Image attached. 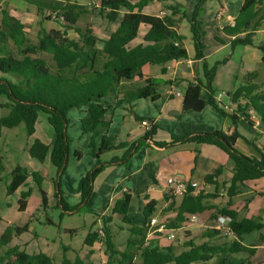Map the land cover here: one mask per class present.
<instances>
[{
  "label": "trees",
  "instance_id": "obj_1",
  "mask_svg": "<svg viewBox=\"0 0 264 264\" xmlns=\"http://www.w3.org/2000/svg\"><path fill=\"white\" fill-rule=\"evenodd\" d=\"M94 8L104 18L113 21L123 11L118 27L105 40H102L101 48H95V38L90 29L81 30L77 22L81 14L87 12V4L70 3L63 6H50L57 13L56 21L64 28L75 29L79 35L78 40L70 39L64 30L37 31V41H27L24 24L8 10H2L0 23V94L5 95L7 101L0 104L8 109L5 116L0 117V132L2 127L12 128L24 123L28 135L35 130V123L39 113H42L54 134L52 144H47L39 139H34L27 147L29 155L38 161H43L49 153L50 162L56 168L57 174L65 169L64 160L67 154L66 128L68 120L65 116L67 110L73 107L85 108L84 115L80 119L82 132L92 133L90 147L95 157L106 152L126 147L125 144H115L112 136L106 134L110 121L106 119L108 111L123 103H132L138 99L150 97L158 99L160 94L157 87L160 83L157 77H145L144 84L136 89L120 91L119 84L123 78L142 79L143 67L146 65H159L160 73H166L165 64L170 61H178L188 58L187 50L183 44V36L178 34L175 25L178 20L186 15L180 3L169 2L164 4L165 13L161 16L143 12V8L149 0H95ZM161 2L167 0H158ZM203 0H200L194 10V15L199 13ZM264 0H244L233 24L222 27V31L234 36L232 45H250L254 31L260 25V19ZM38 10L42 11L40 5ZM180 13V14H179ZM178 16V17H177ZM259 16V18H258ZM51 16H47L50 19ZM61 19V21H60ZM147 27V31L141 36V42L134 44L138 38L140 27ZM195 55L194 59L203 58V44L200 41L199 32L192 25ZM240 34H244L240 37ZM261 61L264 63V51L262 46ZM43 55H47L51 66ZM102 57L100 67L96 66L97 59ZM216 66L208 67L206 62L202 64V74L194 80H186L187 87L182 97V108L199 109L204 103H208L225 117L230 118L234 127L229 134L221 130L196 134L190 137L184 136L174 140L185 142L214 144L223 149L233 161L232 176L226 187L228 197L225 206L218 208L216 214L228 217V225L233 235L229 238L221 235L223 241L219 244L209 242L194 243L190 239H184L181 249L178 251L176 244L160 245L156 238L150 239L147 244H140L136 250L130 248L118 255L113 249L111 236L103 227V235L107 250L111 253L107 256L105 264H253L248 252L238 241V237L264 226V222L242 218L237 220V211L230 208L232 197L239 193V185L249 180L264 177V153L259 151V156H248L240 152L235 142L240 133L237 124L240 118L249 120L254 114L264 128V83L256 81L257 73L247 74L246 81L233 87L228 92L233 109L228 112L216 100L212 82L216 74ZM70 72V73H69ZM171 81L165 80V83ZM202 90L209 93L208 99H201ZM147 134V133H146ZM99 137L98 145L94 139ZM145 135L144 138H146ZM162 145V144H160ZM129 151L125 152L126 156ZM79 156V154L77 153ZM121 158V160H124ZM100 164L86 174L81 183L82 200L92 190V178L103 169ZM3 169V161L0 156V170ZM219 173V172H218ZM205 176V183L217 185V174ZM31 176L38 186L42 204L46 202V194L41 187L42 176L36 172H27L25 168L17 165L11 172L10 182L7 184V193H13L25 180ZM54 197L56 204L65 211H71L61 197L60 179H53ZM30 190L22 191L19 200V209H23ZM214 193H204L200 190L196 194L187 193L182 197L180 204L175 208L176 215L170 220L167 227L179 228L178 223L187 222L191 214H197L213 206L206 202L207 198L215 197ZM130 195L123 193L117 198L111 208V213L122 215L123 221L130 223L127 217ZM155 201L150 200L144 206L143 214L146 222H149L154 212ZM171 205L166 209H171ZM109 221L110 216L103 218ZM131 224V223H130ZM27 225H7L0 236V244L8 246L13 235L26 231ZM131 231L135 232L132 227ZM214 234H221L213 229ZM98 237V233H89L86 243L91 245ZM131 245L136 244L128 241ZM10 250L0 256V264H51L48 254L42 252H27L18 245L9 247ZM66 249V248H65ZM107 250L106 254H107ZM74 264H85L76 260Z\"/></svg>",
  "mask_w": 264,
  "mask_h": 264
},
{
  "label": "rangeland",
  "instance_id": "obj_2",
  "mask_svg": "<svg viewBox=\"0 0 264 264\" xmlns=\"http://www.w3.org/2000/svg\"><path fill=\"white\" fill-rule=\"evenodd\" d=\"M67 1L70 3L78 2L80 4H87L88 1L91 2L90 5H86L87 12L80 16L76 25L81 30L90 29L89 24L95 20V16L93 15L97 13V9L94 8L95 0H0V23L2 10L6 9L16 18L24 22L28 42L34 43L37 41L36 34L41 28L47 30L59 29L60 31L66 29V32H71V36L74 34L79 39L80 37L75 29L70 30L64 28L56 21L57 13L60 10H55L50 7L63 6ZM199 1L167 0L161 2L158 0H149L144 6V9L151 12L153 11L154 5L159 6V4H163L164 7V4L169 2L181 4L186 17L176 22L175 29L178 34L183 36V44L189 57L193 59L195 48L192 25H194L195 29L199 32L200 41L203 44V54L207 55L206 61L208 67L213 65L217 67L215 75L217 78L214 79L216 82L215 84L212 83L215 91L214 95L216 97L219 94H216V91L219 90L220 93L222 92L224 94L222 100L228 103V96L225 93L229 89L243 84L246 81L248 73H257L256 81L264 83V63L260 59L262 52L258 49V46H262V51H264V41L261 38L264 35V15L260 19V25L256 29L257 32H254L255 34L251 37L252 43L250 45H232L230 35L224 33L220 27L227 23V12L223 11L222 4L226 6L232 3L236 6L240 0H203L199 13L194 15L195 7ZM38 5H40L42 11L38 10ZM218 13L221 14L219 18H217ZM47 16H51L50 19H47ZM109 24L113 26L118 23L117 21H110ZM243 36L244 34H240V37ZM223 43H225V46ZM43 57L46 58L48 64L51 66L48 56L43 55ZM101 61V57L97 59V67H100ZM199 66L200 70H202V64ZM146 68L151 75L157 76L160 81V91L162 92L165 81L163 76L160 75V66L147 65ZM217 85H220V88ZM208 96L209 93L206 90H202L201 97L204 101L208 99ZM182 97L180 96L179 98L176 96L173 101L178 103L181 101L182 103ZM5 101H7L5 95L0 94V104ZM158 103L159 98L152 99L147 97L139 100L136 106L155 108V105L159 106L160 103ZM219 103L223 104L222 102ZM224 106H227V104ZM116 108H120V105L116 106ZM205 108L214 107L206 103ZM83 111L84 107L81 106L73 107L65 113L68 120L66 128L68 157L65 169L60 174L59 179L61 197L65 204L72 209L71 211H65L60 205L56 204L53 184L49 178L50 173L54 170L50 162L49 153L46 155V161L43 164L42 174L45 179L41 182V187L45 194H47L44 205L42 204L38 186L33 179L30 185L26 186L23 190H30V195L26 199L23 209H19L20 193H7L6 188L11 179L12 170L18 163L20 165L25 163L24 151L26 145L35 137L47 142L48 134L44 127L48 126L49 128V125H47L44 115L39 113V121L36 124L37 129L32 136L28 135L24 123H20L12 128H1L0 156L3 161V171L0 172V236L5 227L11 223L17 226L27 225L28 229L18 235H13L8 246L0 244V256L9 251L10 246L18 245L21 249L30 253L42 252L48 254L51 258V264H74L77 259L86 261L87 264H105L108 259L107 256L111 251L107 250L104 235H99L91 245L86 243V236L89 233L96 232L99 226L108 230L107 232L111 236L113 249L117 251L115 253L116 255L128 248L134 251L142 244L144 239L143 227L139 223L137 216H134V225L123 221L122 217L117 214L114 217L110 216L109 221H104L103 219L97 220L96 214L103 206L101 201L96 199V194L92 190L93 187H96L98 179L102 176L103 169L97 172L92 178V183H90L92 184L91 192L83 200L81 198L82 179L94 168L92 166L93 157L91 155V147H89L93 135L92 133L82 132L80 129V119L83 117ZM7 113L8 109L0 105V117L7 115ZM226 118L228 124H231L230 118ZM238 124L237 129L241 132L242 137L246 138V141L241 137L236 148L243 153H253V156H259V151L264 153V148L262 147L264 144V134L260 130L251 129L241 123L240 125ZM248 135H251L250 139ZM117 153L118 157L121 158L123 151H118ZM106 158L107 155H102L100 160L104 161ZM57 176L58 174L54 175L55 178ZM259 179L261 181L256 179L257 181L254 183L257 185L264 184V177ZM111 189L109 188V190ZM250 201L249 213H257L260 203H264V192L261 195L256 193L252 194ZM169 222L166 223L164 221L167 226ZM132 227L135 228V232L131 231ZM183 232L182 228H174L172 230V233L176 236V238L174 237L175 243H178L179 238H183ZM263 234L264 230H260L250 235V239L255 244L264 247ZM166 235L165 233L162 237H166ZM128 241L136 244L130 246ZM180 244L178 243L179 246L176 248L178 251L181 249ZM100 250L102 252L99 253ZM105 250H107V254ZM90 251L92 254L95 253L94 259H90ZM102 253H104L105 257ZM100 255L104 257L103 261L99 258ZM255 260L257 261V256Z\"/></svg>",
  "mask_w": 264,
  "mask_h": 264
},
{
  "label": "crops",
  "instance_id": "obj_3",
  "mask_svg": "<svg viewBox=\"0 0 264 264\" xmlns=\"http://www.w3.org/2000/svg\"><path fill=\"white\" fill-rule=\"evenodd\" d=\"M243 1L244 0H240L239 4L236 6H234L232 3L226 6L222 4L223 11L227 12V23L220 26L221 29L224 25L233 24L234 18L237 15ZM143 12L161 16L166 11L163 7V4H159V6H153V11L148 12L143 8ZM263 13L264 3L260 14ZM122 14L123 11H121L120 15L115 20H113L117 21L118 24L111 26L109 24L110 20L100 15L98 10L97 13H94L93 16H95V20L90 22L89 28L91 35L95 38V48H101V41L107 39L109 35L118 27ZM220 16L221 14L218 13L217 18ZM21 22L24 23L23 21ZM69 29L74 30L72 28ZM147 29L148 28L145 26L140 27V36L137 38V40H134V44L141 42V36L147 31ZM254 32H257V30ZM70 33L71 32L69 31L65 34L68 38L71 37L70 39L78 40L74 34L71 36ZM261 38L264 41V35ZM230 39H234V36L230 35ZM223 45L225 46V43H223ZM206 58L207 55L205 54L203 55L202 59H192L188 55L187 59L170 61L166 63V73H160V75L163 76L164 81L166 80L167 82V80H169L171 82H164V89H162V92L160 91V85H158L157 91L160 94V104L158 103L159 106L155 105V108L136 106L139 100H141L138 99L132 103H123L120 105V108L113 107L106 115V119L110 121V125L106 131V134L114 138L116 145L125 144L126 147L118 148L102 154L105 156L107 155V158L104 159V161L100 160L102 155L98 160V158L92 153L91 149V155L93 157L92 166L95 168L100 164V162L104 166L102 170L103 174L98 179L96 187H93L92 190L96 194V199L101 201L103 206L96 214L97 220L103 219L106 216L114 217V215L117 214L111 213V208L114 201L123 193H128L130 195V201L128 205L127 217L132 225L135 224L133 221L134 216L139 218V223L143 227L144 233L142 244H147L150 239L154 238H157L160 245L176 244L174 242L176 236L174 239L170 240L167 235L166 237H162L165 233H149L148 222H146L143 214L145 204L150 200H153L155 201V210L151 217H156L159 222L163 223L164 221L167 223L168 221L174 219L176 215L175 208H177L182 200V196L174 195L170 192L169 179L174 175L187 182L199 181L202 184L201 190L204 193H214L216 195L215 197L206 199V202L213 207L197 213V221L194 223H188L185 226L183 229L184 236L181 239L179 238L178 243L182 242L184 239H190L194 243L209 242L213 244H219L221 241H223L221 238V235L223 234H214V228H212V225L215 222V218L220 215L216 214L218 208L225 206L228 200L226 195V187L229 185V181L232 176V169L234 165L233 161L223 149L214 144L196 143L193 141L181 142L174 140V138L184 136L190 137L196 134L213 132L216 130H221L226 134H229L233 131L234 127L232 124H228L227 118L215 108H205L206 103H204L202 108H191L185 110L181 108V101L179 103L173 101L175 99L174 97L176 96H174L171 91L175 88L185 92L187 87L186 80L193 81L194 78L201 76L202 70H200L199 65L203 64V62H206L207 64ZM146 66L143 67L144 78L131 80L123 78L119 84V90L127 91L142 86L144 84L145 77L153 76L151 73H149ZM215 78L217 77L214 76V79ZM214 79L212 82L213 84L216 82ZM217 86L219 87L220 85ZM230 90L231 89H229V91ZM229 91L225 93L227 96ZM217 93H220V91L217 90L216 94ZM222 97L218 102H222L223 104L220 103L222 106L227 104V106H224V110L230 112L233 109V106L229 100V97L228 103H225L222 100ZM145 119L152 123V128L148 132L141 125V121ZM38 121L39 119H37L35 123V130L32 135H34L36 132V124ZM240 123L247 125L251 129L260 130L264 134V128L261 126L258 118L254 114H251L248 121L240 118L238 125H240ZM44 129L48 134L47 142L36 137L34 139H39L47 144H52L54 141V134L51 127L49 126L48 128V126H45ZM239 133L240 137L237 138L235 146L238 145L239 139L242 137L240 131ZM145 135H147L146 138H144ZM250 137L251 135H248L249 139ZM34 139H32L28 145L31 144ZM243 139L246 141V138ZM94 142L96 145H98L99 137H96ZM28 145H26V149L24 151L25 163H22L21 165L18 163L17 165L25 168L27 172H38L42 176L43 181L45 178L43 177L42 172L46 157L43 161H38L37 159L31 157L27 152ZM262 147L264 148V144ZM118 151H123L121 158L125 157L124 160H121V158L118 157ZM127 151L129 152L126 156L125 152ZM110 154L111 156H109ZM244 154L253 156V153L246 152ZM1 171H3V169H1L0 172ZM216 173H218L216 177L217 185L205 183V176ZM54 175H57V170L55 167L53 172H51L49 175L52 184L53 179L55 178ZM257 180H249L244 182V184L239 185V193L232 197L230 208L237 211V220L242 218H250L264 222L263 202L260 203L259 211L257 213H249L251 202L250 199H252V194L256 193L261 195L264 192V184L261 183L260 185H257L254 183ZM31 181L32 177L29 176L25 182L21 184L13 193L21 194L24 188L30 185ZM109 188L112 189L109 190ZM124 189L125 191H123ZM170 205L172 208L166 210ZM117 215L122 217L120 214ZM180 224L181 223H178V225ZM167 228L174 229L170 227ZM261 228L260 230H264V226ZM260 230L255 229L238 237V241L244 248L248 250V252L245 253V256L250 257V260L253 264H264V247L259 244H255L250 239V235L257 233ZM100 252L102 251L100 250L99 253ZM102 255L105 257L104 253H102ZM102 255L99 256L101 261H103L104 258ZM89 256L90 259H94L95 253L92 254L91 252ZM256 256L257 261L255 260ZM82 262L87 264L86 261Z\"/></svg>",
  "mask_w": 264,
  "mask_h": 264
},
{
  "label": "built area",
  "instance_id": "obj_4",
  "mask_svg": "<svg viewBox=\"0 0 264 264\" xmlns=\"http://www.w3.org/2000/svg\"><path fill=\"white\" fill-rule=\"evenodd\" d=\"M171 93L178 97L183 96L184 94V92L177 90L175 88L171 91ZM222 96L223 94L219 93L216 95L215 98L216 100L219 101ZM141 125L145 128L147 132L150 131L152 128V123L147 119L142 120ZM201 185L202 184L199 181L187 182L185 180L180 179L176 175L172 176L169 179L170 192L174 195H178L182 197L187 193H191V194L198 193L202 188ZM123 191H125V189ZM197 219H198L197 214H191L188 217L187 222L181 223L179 228H182L183 230L188 223H194L197 221ZM148 228H149V233L157 232L162 234L167 232L168 238L172 239L175 237L174 234L172 233L173 229H168L166 224L163 222H159L156 217L150 218L148 222ZM212 228H214L215 230H219L224 236L230 237L233 235L232 230L228 225V217H226L225 215H218L215 218V222L213 223ZM96 232L98 233V235H103L104 233L101 226H99Z\"/></svg>",
  "mask_w": 264,
  "mask_h": 264
},
{
  "label": "water",
  "instance_id": "obj_5",
  "mask_svg": "<svg viewBox=\"0 0 264 264\" xmlns=\"http://www.w3.org/2000/svg\"><path fill=\"white\" fill-rule=\"evenodd\" d=\"M67 157H68V153H67L66 156H65V160H64L63 168H64V166H65V164H66V162H67ZM60 174H62V170H61V172L58 174V178L60 177Z\"/></svg>",
  "mask_w": 264,
  "mask_h": 264
}]
</instances>
